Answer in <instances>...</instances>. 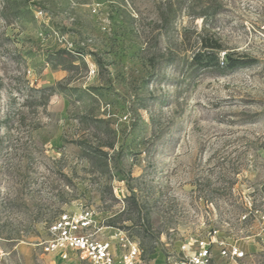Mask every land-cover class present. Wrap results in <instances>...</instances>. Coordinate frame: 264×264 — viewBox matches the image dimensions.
Instances as JSON below:
<instances>
[{
    "label": "rangeland",
    "instance_id": "rangeland-1",
    "mask_svg": "<svg viewBox=\"0 0 264 264\" xmlns=\"http://www.w3.org/2000/svg\"><path fill=\"white\" fill-rule=\"evenodd\" d=\"M86 212L119 261L264 264V0H0V264H87L41 246Z\"/></svg>",
    "mask_w": 264,
    "mask_h": 264
},
{
    "label": "built area",
    "instance_id": "built-area-1",
    "mask_svg": "<svg viewBox=\"0 0 264 264\" xmlns=\"http://www.w3.org/2000/svg\"><path fill=\"white\" fill-rule=\"evenodd\" d=\"M91 223L90 212H86L80 218L65 214L50 226V238L42 242L41 246L44 247L46 253L53 254L62 261H70L72 257H75L87 264H147L140 259L141 252L137 246H131L119 261L116 255L118 252L116 250L113 252L109 242H100L95 239L94 235L79 233L87 229ZM257 236L264 250V226ZM122 244L124 248H127L124 243ZM181 253L179 259L169 258L167 264H216L211 245L207 243H201L198 249H194L191 243L184 244ZM221 255L222 258L237 262L247 257L248 253L237 246L227 247L225 245Z\"/></svg>",
    "mask_w": 264,
    "mask_h": 264
},
{
    "label": "trees",
    "instance_id": "trees-1",
    "mask_svg": "<svg viewBox=\"0 0 264 264\" xmlns=\"http://www.w3.org/2000/svg\"><path fill=\"white\" fill-rule=\"evenodd\" d=\"M222 50V45L218 40H214L212 38H203L201 41V50L194 56L193 64L198 67L208 69V68H217L220 69H230L234 70L237 68L249 66L251 62L234 59L231 55L226 54V61H220L219 52ZM75 59L68 60V65L73 66ZM67 69L65 63L59 64ZM42 92L41 97H45V90H39ZM49 96V95H48ZM47 96V97H48Z\"/></svg>",
    "mask_w": 264,
    "mask_h": 264
},
{
    "label": "crops",
    "instance_id": "crops-1",
    "mask_svg": "<svg viewBox=\"0 0 264 264\" xmlns=\"http://www.w3.org/2000/svg\"><path fill=\"white\" fill-rule=\"evenodd\" d=\"M158 258V261H156L155 264H164L162 261H161V256H157Z\"/></svg>",
    "mask_w": 264,
    "mask_h": 264
}]
</instances>
